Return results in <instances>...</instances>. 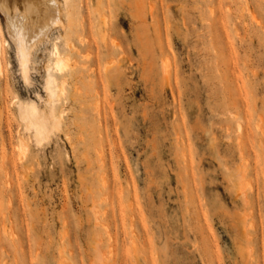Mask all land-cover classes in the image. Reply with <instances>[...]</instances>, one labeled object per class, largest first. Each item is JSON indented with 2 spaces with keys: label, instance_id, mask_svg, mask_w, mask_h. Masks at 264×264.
<instances>
[{
  "label": "rangeland",
  "instance_id": "374dc122",
  "mask_svg": "<svg viewBox=\"0 0 264 264\" xmlns=\"http://www.w3.org/2000/svg\"><path fill=\"white\" fill-rule=\"evenodd\" d=\"M72 9L27 75L0 11V264H264V0Z\"/></svg>",
  "mask_w": 264,
  "mask_h": 264
},
{
  "label": "bare ground",
  "instance_id": "6f19581e",
  "mask_svg": "<svg viewBox=\"0 0 264 264\" xmlns=\"http://www.w3.org/2000/svg\"><path fill=\"white\" fill-rule=\"evenodd\" d=\"M0 1V11L6 20L7 31L15 43L23 73L27 75L30 68L33 49L49 39L55 30L65 29L72 24L73 17L71 13L73 11L72 7L74 0H44V6L41 9L39 8V4L42 2H39L38 0ZM8 1L10 2L8 3ZM20 3H24V6H21ZM36 5H38V8L33 11V9L36 8ZM257 22H259V20ZM3 53L4 42L0 32V64ZM52 54H54L55 60L53 61L52 66H49L46 77V89L50 103L57 101L59 93L61 95L60 87L63 86L61 85L59 87L57 78L51 73V71L52 69H55L60 72L66 63L65 57L61 54L59 48L55 44L53 46ZM52 108H54V105L50 107L51 111H48V115L51 117V120L53 119L52 121H54V123H57L59 116L55 115ZM18 109L21 119L26 122L25 124L29 125H26V127L34 129L37 136H41L48 132L51 123L49 122L50 118L47 119L45 116L46 114L43 115L45 112L41 113V111H39L33 104L28 106L20 104Z\"/></svg>",
  "mask_w": 264,
  "mask_h": 264
}]
</instances>
